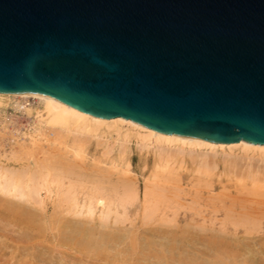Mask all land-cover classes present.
<instances>
[{
  "label": "water",
  "instance_id": "1",
  "mask_svg": "<svg viewBox=\"0 0 264 264\" xmlns=\"http://www.w3.org/2000/svg\"><path fill=\"white\" fill-rule=\"evenodd\" d=\"M0 93L264 145V0H0Z\"/></svg>",
  "mask_w": 264,
  "mask_h": 264
},
{
  "label": "bare ground",
  "instance_id": "2",
  "mask_svg": "<svg viewBox=\"0 0 264 264\" xmlns=\"http://www.w3.org/2000/svg\"><path fill=\"white\" fill-rule=\"evenodd\" d=\"M5 98H33L38 109L21 106L27 115L35 112L28 132L0 135V264H264V238L254 235L261 227L253 225L264 218L257 211L264 204L227 205L221 218L185 212L177 218L154 199L182 197L181 188L166 193L161 182L177 176L186 161L208 177L233 164L235 151L244 153L242 160L251 153L264 162V145L162 133L45 95L0 93V104ZM133 138L153 154L142 188L127 158ZM90 143L95 152L89 155ZM134 204L142 208L140 225L131 216Z\"/></svg>",
  "mask_w": 264,
  "mask_h": 264
},
{
  "label": "rangeland",
  "instance_id": "3",
  "mask_svg": "<svg viewBox=\"0 0 264 264\" xmlns=\"http://www.w3.org/2000/svg\"><path fill=\"white\" fill-rule=\"evenodd\" d=\"M23 105H27L28 108L32 109L38 107L37 100L33 98H5L2 101V103L0 104L1 136L9 137L26 133L28 132V129H30V127L33 125V122L35 120V112L32 111V114L30 115L25 114L21 107ZM90 144L86 148V151L89 152V155L95 152L94 143ZM233 154L235 155V157H237L233 164H228L225 167L220 165V168L211 173L208 177H203L198 174L196 175V173L194 172V165L192 166L189 161H186L184 167L179 170L177 176L171 179H167V182H161V185H163L164 187V192L168 190L166 193L172 192L173 189H177L176 191L178 192L180 190L179 188H181L180 195H182L183 198H170V193H168V198L162 199L163 197L155 195L156 197L154 199L156 201H160L159 206L161 205V207L163 205L165 206L166 204L170 205L172 211L169 213V216H175L177 218L182 217L184 212L189 215H194L198 218H221L223 217L222 210L226 208L227 205L228 207L230 206V208L233 207V205L234 207L239 208L241 206H248L247 204L250 203L249 205H252V207L255 208L256 203H258V205H256V207L258 208L259 205L264 204V162H262L260 157L255 154H252L251 156V153H248L250 154L248 155L250 157V160L243 158L244 161L241 159L244 156V153L235 151ZM127 158L130 163L132 177H135V179L137 180V184L142 188L144 182L151 175L153 169V154L151 150H140L138 145L136 144L135 139L133 138L129 143V152ZM238 159H240V161ZM236 161H238V163ZM176 185L178 186V188H176ZM195 190L198 191L196 192ZM210 191L211 193H209ZM219 191L221 192V194ZM155 192L156 194L159 193V189H155ZM216 192H218V194ZM210 194H212L211 197L213 196V198L210 197ZM184 196H186L187 198ZM191 197H193L194 199H191ZM159 198H161L162 200H159ZM218 198H224L223 200L228 199V201H223L222 205H218L221 203V200L218 201ZM209 199L215 200L212 201ZM195 200L197 204H195ZM239 200H244V202H241ZM240 202L242 205L237 206V204H240ZM188 203L189 205H187ZM192 203L193 207H191ZM183 204L186 205L183 206ZM197 207L201 208L198 209ZM131 208L137 209V212L131 215L133 221L138 225L142 224L144 222V218H141L143 216L142 208L138 206V204H134ZM191 208H193V210ZM214 208H216L215 210L217 211H214ZM259 209H257V211H260V213L264 212ZM262 210H264V207H262ZM197 213L201 215H197ZM260 215H262V213ZM258 218H260V216ZM260 219L264 221V218L261 217ZM260 219L253 222V225H258L259 227H261V231L254 235H256V237L264 238V222H262ZM259 221L260 224H257ZM246 236L252 237L251 235Z\"/></svg>",
  "mask_w": 264,
  "mask_h": 264
}]
</instances>
